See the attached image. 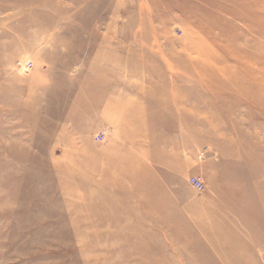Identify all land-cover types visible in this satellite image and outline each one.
Masks as SVG:
<instances>
[{"label":"rangeland","instance_id":"obj_1","mask_svg":"<svg viewBox=\"0 0 264 264\" xmlns=\"http://www.w3.org/2000/svg\"><path fill=\"white\" fill-rule=\"evenodd\" d=\"M263 86L264 0H0V264H264Z\"/></svg>","mask_w":264,"mask_h":264},{"label":"built area","instance_id":"obj_2","mask_svg":"<svg viewBox=\"0 0 264 264\" xmlns=\"http://www.w3.org/2000/svg\"><path fill=\"white\" fill-rule=\"evenodd\" d=\"M27 69L31 68V64L29 63L27 66H26ZM103 136H100V141L103 140ZM189 184L191 185V187L198 191V192H203L205 187H204V183H203V180L201 177H198V176H192L189 178Z\"/></svg>","mask_w":264,"mask_h":264},{"label":"bare ground","instance_id":"obj_3","mask_svg":"<svg viewBox=\"0 0 264 264\" xmlns=\"http://www.w3.org/2000/svg\"><path fill=\"white\" fill-rule=\"evenodd\" d=\"M263 89H264V86H263L262 90H263ZM230 154H232V153H230ZM235 154H236V153H235ZM197 217H199V218H208L206 215H204V216H203V215H200V216H197ZM197 217H196V218H197ZM151 218H152V217H151ZM214 232H216L215 229L210 230V232H209V233H210V234H209L210 237L213 236V233H214Z\"/></svg>","mask_w":264,"mask_h":264}]
</instances>
